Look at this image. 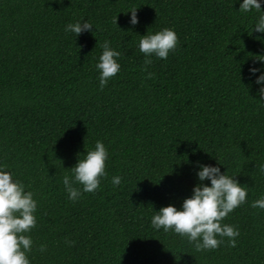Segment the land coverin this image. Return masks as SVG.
I'll return each mask as SVG.
<instances>
[{"label":"trees","instance_id":"obj_1","mask_svg":"<svg viewBox=\"0 0 264 264\" xmlns=\"http://www.w3.org/2000/svg\"><path fill=\"white\" fill-rule=\"evenodd\" d=\"M240 2L0 0V165L37 200L30 264H264V209L249 205L264 196V107L248 71L260 66L264 33L251 31L258 13ZM78 20L93 29L66 34ZM163 28L178 45L145 65L139 35ZM105 40L121 68L100 89ZM97 140L107 175L72 202L62 177ZM197 162L249 188L221 221L239 229L235 247L223 238L197 251L150 225L153 210L191 195Z\"/></svg>","mask_w":264,"mask_h":264},{"label":"clouds","instance_id":"obj_2","mask_svg":"<svg viewBox=\"0 0 264 264\" xmlns=\"http://www.w3.org/2000/svg\"><path fill=\"white\" fill-rule=\"evenodd\" d=\"M264 0H242L239 11L245 13L255 11V19L251 31L264 33ZM129 24L138 23L136 8L128 11ZM83 21V22H82ZM116 23V20L114 21ZM93 25L87 20L66 23L63 30L75 37L84 31H91ZM137 49L145 57V65L152 63L151 57L165 60L178 45V37L173 29L163 28L154 33L146 32L139 35ZM102 51L95 63L98 71V87L103 89L109 80L121 68L119 58L121 52L110 46L105 40L100 45ZM259 67L250 66L248 71L257 86L260 106L264 107V55H258ZM80 157V156H79ZM108 150L102 141L97 140L94 148L87 150L83 158H78L70 168L71 175L62 177V184L67 199L76 202L82 193H95L106 177V161ZM220 164V163H219ZM195 173L198 183L192 188L191 195L183 199L177 209L169 204L158 211L153 210L150 225L154 230L171 231L181 238H186L197 251L215 250L227 238L230 247L236 246L239 229L221 221L234 209L246 202L249 188L238 183L234 177L221 172L213 165L196 163ZM264 175V164L259 165ZM208 180V185L203 182ZM121 183L120 176H112L111 184L115 187ZM252 208L264 209V196L249 201ZM37 200L34 193L25 183L16 177L7 165H0V264H30L29 253L32 251L33 240L29 233L36 226ZM69 245L71 241H66ZM40 251L44 247L40 246Z\"/></svg>","mask_w":264,"mask_h":264}]
</instances>
